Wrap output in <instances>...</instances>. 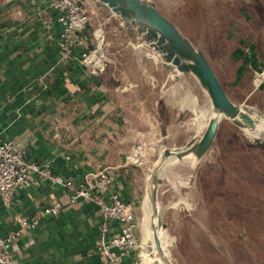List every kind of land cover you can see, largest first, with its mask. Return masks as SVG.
I'll list each match as a JSON object with an SVG mask.
<instances>
[{"label": "crops", "instance_id": "crops-1", "mask_svg": "<svg viewBox=\"0 0 264 264\" xmlns=\"http://www.w3.org/2000/svg\"><path fill=\"white\" fill-rule=\"evenodd\" d=\"M51 1L0 0V142L20 144L29 160L39 163L52 175L76 184L88 181L92 185L100 171H107L113 176L115 191L123 200L133 203L137 212L141 199L139 169L126 165L127 154L135 141L134 132L146 129L149 138H163L162 145L157 146V153L161 155L165 145L175 147L183 142L186 129L193 123L190 120L192 101L204 98L195 89L193 78L181 75L176 81L171 76L167 83L162 61L147 57L148 53L157 54L141 42L137 33L131 34L119 17L108 14L93 0L89 5L90 25L78 33L76 59L62 58L58 12L50 7ZM153 2L192 41L174 16L178 11H181L179 15L191 16L195 2L167 1L166 11ZM219 2L218 15L224 19V27L235 24L238 14L235 0ZM211 5L212 2L210 6L199 2L197 9L200 7L202 12L196 13L197 16L206 17ZM241 11L244 14L245 10ZM222 23V19L214 22L204 19L203 23L200 20L199 25L204 24L200 31H222ZM242 24L236 32H240L243 39L240 44L235 40V46H243L253 39ZM99 27L104 30L115 60L104 73L93 75L79 56L92 49L93 31ZM208 40L205 38L203 46ZM210 40L212 45L223 47L213 36ZM257 44L261 46L260 42ZM240 53L241 50L234 52L233 62L240 59ZM261 57L264 58L262 50ZM242 60L240 62L246 66L248 59L242 57ZM173 84L175 89L183 88L177 96H174ZM162 92L167 93L164 125L161 126L156 120L157 101ZM252 94L249 92L248 97ZM178 96L191 97L188 108L174 105ZM228 96L235 104L246 105ZM185 111L188 116H183ZM164 132L167 138L163 137ZM181 134L183 140L178 144ZM140 153L149 176L154 165L151 164L154 148L146 147ZM70 198L66 188L47 179H40L32 188L19 189L11 203L0 195L2 237L18 228L21 217L38 216L55 200L62 207L58 217H44L38 227L16 238L15 264H110L97 254L96 245L103 237L100 227L104 223L99 204L83 201L72 204ZM109 199L110 193H107L104 200ZM147 205L143 206L144 216ZM117 229L118 225L110 222L107 238ZM137 235L141 240L138 230ZM141 256L149 264L146 249L143 248ZM136 262V252L123 258L124 264Z\"/></svg>", "mask_w": 264, "mask_h": 264}, {"label": "rangeland", "instance_id": "rangeland-1", "mask_svg": "<svg viewBox=\"0 0 264 264\" xmlns=\"http://www.w3.org/2000/svg\"><path fill=\"white\" fill-rule=\"evenodd\" d=\"M151 1L157 2L164 11L165 3H171V0ZM193 1L196 5L194 13L191 16L186 13L179 15L181 11H178L175 21L194 44L201 45L198 48L211 62L228 94L236 102L264 111V58L261 57V50L264 51V0H235L237 21L229 27H224V19L218 15L219 0ZM90 2L88 0L89 5ZM199 2H207L209 6L212 2L206 10V17L196 14L202 12L200 7L197 9ZM241 10H245L244 14ZM89 11L91 13L90 6ZM244 15L248 16V20ZM204 19L213 22L222 19L223 30L200 31L204 24L200 26L199 22L203 23ZM242 23L255 40L240 46V39L243 38L236 31L243 26ZM212 36L223 47L212 45ZM205 38L210 41L203 46ZM235 40L239 41L236 46L233 45ZM236 50H241V60L242 57L248 59L246 66H243V60L232 61ZM240 68L241 71H237ZM257 73H261L256 80L257 85L262 82L259 88L254 84ZM173 86L174 96L182 92L183 88L175 89L176 86ZM249 92L253 94L248 97ZM191 100V97L178 96L174 105L186 109ZM183 114L188 116L189 113L185 111ZM221 126L220 138L215 141L190 192L168 195L163 199L162 217L172 237L170 241L174 245L176 264H264V148H250L244 135L227 121ZM182 137L181 134L178 144ZM148 140V148L164 142L163 138ZM138 169L141 184V199L137 205L138 231L142 234L141 242L147 250L149 264H153L158 255L150 242V230L149 245L143 240L142 233L143 227L149 225L151 212L147 198L149 176L144 165H139ZM145 203L149 206L144 216Z\"/></svg>", "mask_w": 264, "mask_h": 264}, {"label": "water", "instance_id": "water-1", "mask_svg": "<svg viewBox=\"0 0 264 264\" xmlns=\"http://www.w3.org/2000/svg\"><path fill=\"white\" fill-rule=\"evenodd\" d=\"M108 14H114L128 31L137 33L141 42L162 61L166 82L181 75L196 81L195 89L204 98L192 101L191 125L179 146L167 147L155 163L154 175L147 183L151 206L150 225L158 259L153 264H176L170 232L163 221L162 203L168 195L190 192L206 162L224 121L236 127L253 145H264V111L237 105L228 96L211 62L180 29L164 16L151 0H93ZM159 94L156 124L164 125V100ZM196 98V97H195ZM164 127V126H163ZM167 138V133H163Z\"/></svg>", "mask_w": 264, "mask_h": 264}, {"label": "built area", "instance_id": "built-area-1", "mask_svg": "<svg viewBox=\"0 0 264 264\" xmlns=\"http://www.w3.org/2000/svg\"><path fill=\"white\" fill-rule=\"evenodd\" d=\"M50 7L58 12L62 58L76 59L75 52L79 46L78 33L85 30L91 22L88 0H52ZM93 38L92 49L81 53L79 59L93 75H99L113 65L114 55L105 40L102 27L94 30ZM260 74L257 73L254 79L256 88H259L264 82L256 84ZM134 137L135 141L126 157V165L138 167L144 165L140 151L148 147L149 136L146 129L140 128L134 132ZM152 148L155 151L152 162L156 163L160 154L157 153V146L150 149ZM40 179L50 180L54 185L66 188L71 194L70 203L72 204L80 201L99 204L104 223L100 227L103 237L96 247L97 254L101 259L110 264H124L123 258L136 252V264H145L141 256V240L137 235L139 224L136 207L133 203L123 200L115 191L113 176L104 170L96 175L92 185L88 181L76 184L60 176L52 175L39 163L29 160L26 151L20 144L0 142V195L6 202L11 203L19 189L32 188L38 184ZM107 193H110L108 202L104 200ZM61 208L60 202L55 200L38 216L21 217L18 220V228L7 237L0 236V264H15L13 244L16 238L26 231L38 227L44 217H58ZM110 222L116 223L118 229L107 238Z\"/></svg>", "mask_w": 264, "mask_h": 264}, {"label": "bare ground", "instance_id": "bare-ground-1", "mask_svg": "<svg viewBox=\"0 0 264 264\" xmlns=\"http://www.w3.org/2000/svg\"><path fill=\"white\" fill-rule=\"evenodd\" d=\"M167 147H168V145H165V146H164V148H163L161 154L164 152L165 148H167ZM154 167H155V163H154V165H153V167H152V169H151V172H150V174H149L148 179H151V178L153 177V175H154ZM147 206H149V205H147ZM150 207H151V206H150ZM146 209H147V208H146ZM147 210H148V209H147ZM144 224H146V223H144ZM149 230H150V242H151L153 248L155 249L154 239H153V233H152L151 225H150V219H149V225L146 224V226H144V227H143V230H142V233H143V240L146 241V244H147V245H149V244H148V238H149V235H148V234H149ZM141 244H142V242H141ZM148 249H149V248H148ZM155 250H156V249H155ZM142 251H143V246H142ZM142 261H143V259H142ZM143 262L145 263V261H143Z\"/></svg>", "mask_w": 264, "mask_h": 264}, {"label": "trees", "instance_id": "trees-1", "mask_svg": "<svg viewBox=\"0 0 264 264\" xmlns=\"http://www.w3.org/2000/svg\"><path fill=\"white\" fill-rule=\"evenodd\" d=\"M219 138H220V136H218V140H219ZM244 140H245V142L249 145L250 148H255V149H261V148H264V145H259V146H257V145H253V144L249 143L247 139L244 138Z\"/></svg>", "mask_w": 264, "mask_h": 264}]
</instances>
